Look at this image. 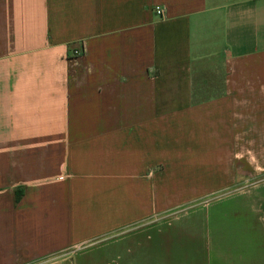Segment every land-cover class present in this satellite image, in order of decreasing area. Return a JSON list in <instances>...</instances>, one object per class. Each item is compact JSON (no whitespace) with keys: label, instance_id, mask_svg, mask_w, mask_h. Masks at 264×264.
Returning a JSON list of instances; mask_svg holds the SVG:
<instances>
[{"label":"crops","instance_id":"crops-1","mask_svg":"<svg viewBox=\"0 0 264 264\" xmlns=\"http://www.w3.org/2000/svg\"><path fill=\"white\" fill-rule=\"evenodd\" d=\"M42 263L264 264V0H0V264Z\"/></svg>","mask_w":264,"mask_h":264},{"label":"rangeland","instance_id":"rangeland-1","mask_svg":"<svg viewBox=\"0 0 264 264\" xmlns=\"http://www.w3.org/2000/svg\"><path fill=\"white\" fill-rule=\"evenodd\" d=\"M217 71V70H216ZM214 71L212 74H210L207 70L205 69H202L201 72H200V76L203 77L204 75H207L208 77H210V81L213 82V91L214 92H218L220 91V88H221V82H222V76L219 74V72H216ZM184 187L182 190H181V187ZM179 187V192L177 193V195L179 194H182L183 191L185 192V198H179L178 199H175V200H170L171 203H170V207L168 209V212L169 213H173V212H176L180 209H182L183 207H185L187 204L193 202V201H197L198 198H195L193 199L191 196L190 198L187 197V195L190 194V192H187L189 190H192L190 189L192 187V184H184ZM197 197V196H196Z\"/></svg>","mask_w":264,"mask_h":264},{"label":"built area","instance_id":"built-area-1","mask_svg":"<svg viewBox=\"0 0 264 264\" xmlns=\"http://www.w3.org/2000/svg\"><path fill=\"white\" fill-rule=\"evenodd\" d=\"M155 11H156V13H157L158 15H161V13H162V8H161L160 6H155ZM83 51H84L83 48H77V49H74L73 53H74L75 55H81V54H83ZM42 264H44V263H42Z\"/></svg>","mask_w":264,"mask_h":264}]
</instances>
